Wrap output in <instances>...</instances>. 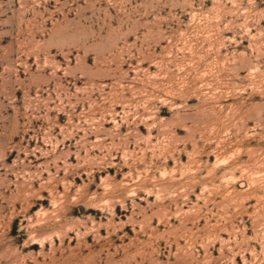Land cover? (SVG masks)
<instances>
[{
  "label": "rangeland",
  "instance_id": "1",
  "mask_svg": "<svg viewBox=\"0 0 264 264\" xmlns=\"http://www.w3.org/2000/svg\"><path fill=\"white\" fill-rule=\"evenodd\" d=\"M0 264H264V0H0Z\"/></svg>",
  "mask_w": 264,
  "mask_h": 264
}]
</instances>
